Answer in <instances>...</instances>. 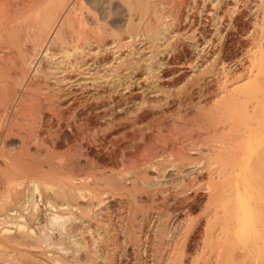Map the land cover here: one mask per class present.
<instances>
[{
  "label": "bare ground",
  "instance_id": "obj_1",
  "mask_svg": "<svg viewBox=\"0 0 264 264\" xmlns=\"http://www.w3.org/2000/svg\"><path fill=\"white\" fill-rule=\"evenodd\" d=\"M198 1L118 0L124 8L123 23L118 25L111 9L99 15L87 0H0V264H120L119 245L132 246L139 258L147 240L144 226H152L154 220L153 242L168 244L181 218L171 227L172 211L155 205L149 213L148 206L140 207L138 191L152 203L160 194V205L172 203L179 211L187 210L190 193L197 190L193 169L203 159L215 167L207 169L203 184L207 212L212 211L206 215V228L200 229L203 243L210 239V228H220L227 234L225 262L262 257L264 237L257 225L263 212L255 201L264 198V47L253 43L242 53L239 70L222 66V43L207 49L211 38L198 44L194 37L198 28L189 26L190 32L173 28L203 12ZM232 2L230 16H257L259 3L244 13L238 9L239 0ZM216 13L209 19L211 37L221 39V16ZM182 41L196 52L186 62L173 57ZM135 44L158 57L154 60L158 71L170 65L179 72L184 66L193 68L184 77L192 86L186 89L177 82L176 97L171 99L169 86L152 73V56L138 57L143 64L134 58L127 63L126 57L140 53ZM122 47L129 51L119 53ZM96 68L103 73L91 71ZM142 68L144 79H150L148 88L138 87L142 100L120 104L132 96V86L140 79L132 71ZM178 71L166 77L171 80ZM101 86L105 91H97ZM192 90L195 101L189 97ZM171 104H175L168 112L171 119H162L164 107ZM78 109H84L81 115L76 114ZM155 110H160L161 119L144 120L146 113L157 114ZM117 111L121 114L113 117ZM89 117L102 124L89 129ZM175 117L195 126L197 133L179 124L180 129ZM118 127L120 133L138 132L139 141L161 138L164 145L147 151L143 144H130L133 151L124 154L126 163L120 169L113 160L115 153L96 136L105 128ZM65 130L69 135L79 133V142L66 144ZM85 130L90 133L85 135ZM9 135L20 138L15 149L6 151ZM82 140L101 148L111 167L120 170L94 172L97 162ZM61 143L65 150L58 152ZM113 144L121 150L118 142ZM168 168L173 176H181H175L176 181L159 180L162 176L153 180L147 174L150 169L163 175ZM108 196L118 197L120 212L114 218L104 201Z\"/></svg>",
  "mask_w": 264,
  "mask_h": 264
},
{
  "label": "rangeland",
  "instance_id": "obj_2",
  "mask_svg": "<svg viewBox=\"0 0 264 264\" xmlns=\"http://www.w3.org/2000/svg\"><path fill=\"white\" fill-rule=\"evenodd\" d=\"M90 3V6L93 9L92 11L99 13V15H104L106 14V12L111 9L113 14L111 15L112 18L116 19V23L122 24L123 23V17H124V8L123 6L118 2V0H87ZM101 1V2H100ZM103 1V2H102ZM216 0H214L215 2ZM233 0H220L218 3V6H214L213 5V1H205L204 3L200 2V0L197 2V8H202L203 12L200 13L199 16L195 15L192 18V22H184L182 21L181 23L178 21L176 24L175 28L177 29H182L185 31H189L190 27H196L198 28L197 30H195L194 32V37L197 41L198 44H200L202 41L204 42V39H208L211 38L210 42L207 44L209 47H207V49H212L214 48V45H220L222 43L223 49L225 50L223 52V54L225 56H222V66H225L226 68L229 67L231 70H239L241 68V61L239 62L237 59H242L244 56L242 55V53H244L247 49L252 48V44L255 43L256 47L257 45L259 46H263L264 47V0H239V2L237 3L238 9L240 11H243L244 13L248 11V9L250 7H252L256 2L258 4V11H257V16L255 18L252 19V17H248V16H242V15H237V13H234L232 16L229 15V6L232 5ZM108 2V3H107ZM262 2V3H260ZM96 5H95V4ZM244 3V4H243ZM120 4V5H119ZM122 6V7H121ZM240 6V7H239ZM246 8V9H245ZM100 9V10H99ZM243 9V10H242ZM216 11L219 16H221L218 20V24H219V32H221L222 34V38L221 39H217V37H211V30H212V26L211 23L212 21H210V17H211V13ZM102 12V13H101ZM222 12V13H221ZM114 16V17H113ZM197 17V18H196ZM236 17V18H235ZM201 18V19H200ZM198 19V21H197ZM210 19V20H209ZM201 21V22H200ZM210 22V23H209ZM179 23V24H178ZM196 23V24H195ZM190 26V27H189ZM247 31H246V30ZM175 30V31H176ZM199 30V31H198ZM190 32V31H189ZM199 34V35H198ZM246 35V36H245ZM254 37V38H253ZM258 38V39H257ZM182 39V38H181ZM256 41V42H254ZM125 41H122V45L124 46ZM202 42V43H203ZM245 42V43H244ZM250 43V44H249ZM181 45L179 46L178 51H180L178 53V51H176L173 54L174 56H178L180 57L181 60L183 61H187L189 58H192L194 56V54L196 53L195 51L192 50V48L190 47V45H188V43L186 41H182L180 43ZM187 44V45H186ZM137 45V46H136ZM213 45V47H212ZM249 45V46H248ZM251 45V46H250ZM135 46L138 48V50L140 51V53L135 54V55H130L128 56L129 58L126 57V59L128 60L127 63L129 64V62L131 61L130 58L132 60H138L140 62V59L144 56V55H150L149 50L148 49H144V50H140L142 46H140L139 44H135ZM239 46V47H238ZM183 49H182V48ZM200 47V45H199ZM211 47V48H210ZM243 47V48H242ZM126 48V47H125ZM124 47H122L119 53L125 54L126 50L129 48H126L125 50ZM188 48V49H187ZM243 51V52H242ZM182 52V53H181ZM137 56V57H136ZM152 56V55H150ZM140 59H139V58ZM171 56H168V59ZM238 57V58H237ZM134 58V59H133ZM158 57H154L152 56V60L150 61V65L153 68L152 73L153 74H157L160 77H162L160 80H158L163 86L165 85L166 88H168L167 86H169V88L167 90H169V93H171V99H173V97H176V91H175V86L174 84H176L177 82H180L179 84L184 85V88L188 89L189 87L192 86V82L190 81H186L184 80L185 75L191 73V71L193 70V68L191 67H187L184 66L183 68H181L182 70H180L181 72L178 71L179 67H176L175 65H170L168 68L167 67H161L160 69H162L161 71H158V69H155L156 66V59ZM155 60V61H154ZM245 60V59H244ZM244 60H242V63L244 62ZM185 61V62H186ZM149 62V61H148ZM153 62V63H152ZM141 64H143V62H140ZM239 63V65H238ZM154 64V65H153ZM121 64H119L120 66ZM122 66V65H121ZM173 67V68H171ZM117 68V67H116ZM188 68V69H187ZM99 70V71H98ZM144 68L142 69H137L135 71H132V76L133 77H138V75L140 76L139 80H138V85H133L132 89H133V93L132 96L129 99H124L121 100L120 104H122L123 102L126 103L128 102V106H130L133 102H140L143 98L142 93L138 92V87H146L148 88L149 86V81L150 79H144ZM178 71L177 73H175L176 75H174L172 78L173 79H168L170 77V75L174 72V71ZM92 72H100L99 74L103 73V71L100 70V68H96L95 70H91ZM163 71V72H162ZM181 74V75H180ZM143 75V76H142ZM168 78H167V77ZM142 78V79H141ZM175 78V79H174ZM183 78V79H182ZM165 79V80H164ZM148 80V81H147ZM183 81V82H182ZM187 82V83H186ZM186 83V84H185ZM188 84V85H187ZM174 87V88H173ZM106 87H99L97 91L100 90V92L105 91ZM103 89V90H102ZM171 90V91H170ZM137 92V93H136ZM175 92V93H174ZM196 91L192 90L189 94L190 99L193 101L196 100V98L198 99L197 95H195ZM195 93V94H194ZM175 94V95H174ZM195 95V96H194ZM173 96V97H172ZM193 96V97H192ZM116 98V97H114ZM128 98V97H127ZM176 99V98H174ZM105 103V102H104ZM102 104V103H101ZM175 104H171L169 106L164 107V111L165 113L163 114L164 118H162V114H160V110H155L156 112H158L157 114H155L154 116H151V112L150 113H146V117H144V120H148L151 121V123H155L157 122L159 119H171V116L169 115V111L172 110L174 111L172 108H175L174 106ZM96 106V105H95ZM147 106V105H146ZM93 107V105H89L87 106V108ZM168 109V110H167ZM84 110V109H83ZM82 109H78L76 111L77 115H81V113L83 112ZM176 112V111H175ZM168 113V114H167ZM121 112L117 111V113H115L113 115V117H118V115H120ZM162 117H161V116ZM153 117V118H152ZM160 117V118H159ZM155 118V119H154ZM159 118V119H158ZM173 118V117H172ZM176 118V123L179 125H181V127H184L185 129H190L191 132H193L194 134L197 133L198 129L195 126H191L189 124H184V121L181 119H177ZM152 119L154 121H152ZM2 121H5V118H2ZM88 128H92L93 125L95 123H99L102 124L101 122H97L96 120H93L92 117H89L88 119ZM180 125L178 127H180ZM180 127V129H181ZM89 128V129H90ZM195 128V129H194ZM87 129V128H86ZM137 129L135 127L134 131ZM194 129V130H193ZM99 131V133L96 135L98 138H101L103 141L102 143L109 146L108 150H110L109 152L115 153V158L113 155V160L116 163L120 164H124L126 163V157L124 154H126L128 151L131 152L133 151V147H131V145L135 144V142L143 144L144 146V150L147 149V151H150L152 149H155L157 146H161L164 145L163 143V139L161 141V138L159 139H153V141L147 142L143 139H140L137 137L136 134H138V132L135 135H131V132L129 131L127 134L126 132H121V127L115 128V130L113 129H108L105 128L104 129V133L103 131L101 132ZM108 132V133H106ZM65 133L67 134L66 136L67 142L69 143V145L75 144L77 141L79 142L80 140V136L78 137V135H80L77 132H74L72 135L68 134V131L65 130ZM85 135L89 134L90 131L85 130ZM115 133V134H114ZM118 133V134H117ZM78 134V135H77ZM117 134V136H116ZM106 135V136H105ZM108 135V136H107ZM115 135V137H114ZM120 137H119V136ZM71 136V137H70ZM74 136V137H73ZM76 136V137H75ZM110 136V137H109ZM113 136V137H112ZM135 136V137H134ZM8 137V138H7ZM5 138L4 141V147L6 151H10V149H15V147L18 144V139L20 138V135H9ZM138 138V139H137ZM108 139V140H106ZM117 139V140H116ZM120 139V140H119ZM1 140V137H0ZM70 140V141H69ZM73 140V141H71ZM106 140V142H105ZM123 140V141H122ZM160 140V143L159 141ZM111 141V142H110ZM113 141V142H112ZM133 141V142H132ZM114 142H118V145H120L121 150L117 151V149L115 148V145L113 144ZM127 142V143H126ZM142 142V143H141ZM156 142V143H154ZM83 143L86 151L88 152V155L90 157H94V159L96 160L97 164V168L94 169L93 171L96 172H100V171H109V170H113V171H117L122 169V166L118 168L120 169H116L111 166L112 163H110L108 161V159L106 158L107 156H105L104 151L101 148H97L94 147L93 145H90L91 143L87 142V140H82L81 144ZM111 145H109V144ZM122 143V144H121ZM71 144V145H72ZM127 144V145H126ZM131 144V145H130ZM6 145V146H5ZM90 145V146H89ZM152 145V146H151ZM93 146V147H92ZM147 146V147H146ZM149 146V147H148ZM60 147V148H59ZM65 144H59L56 147V150L58 152H62L65 150ZM155 147V148H154ZM97 148V149H96ZM115 149V150H114ZM32 150V149H31ZM125 151V152H124ZM102 152V153H101ZM122 156V157H121ZM119 160V161H118ZM82 161L81 159L78 160V162ZM205 161V159H203L202 161L200 160V163L197 164V166L193 169V171H195V174L193 176V178L195 179V183H197V192L195 191V193H190V199L187 200V204H188V209H184V210H177L176 206L177 204H164L162 203V205H160L159 203L161 202V196L160 194L154 196L153 201L154 203L151 202V199L149 197H145L144 193H142L141 191H138V194L141 198V200L143 202L140 203V207L143 208V206L145 205L146 211H149V213L154 212V210H156V208L158 207L159 209H168L171 213L169 214V219H170V223H171V227H173V223L174 222H178L180 221V226H178L179 228L177 229V234L176 236L168 243V244H163V245H157L156 243L153 242V230H154V224L152 221V226H148L147 224L144 226V231L147 233L146 235V242L144 243L145 245L142 246V250L140 251V256L139 258H135L134 253H133V247L130 245H119L118 250L116 255L119 256V258H121L120 264H135L136 262L138 264H264V238L263 241L260 242L261 244V248L263 249V253H262V257L261 258H253V257H248V256H243L239 259L235 258L232 261L229 262H225V253L226 251H228L227 248H224V239L226 238L225 231H223V229H218V228H210V239H208L207 241H205V243H203L202 239L200 238V231L204 228H206V223H205V218L206 215L209 213L211 214V212H207L208 207L206 208V202L207 201V196H206V192L205 190H203L204 188V182H205V175H206V171L207 169H209L211 166V163L209 164V162ZM80 163H83L80 162ZM114 164V163H113ZM105 165V166H104ZM204 165V166H203ZM208 166V167H207ZM213 166V165H212ZM99 167V168H98ZM102 167V168H101ZM101 168V169H100ZM110 168V169H109ZM199 168V170H197ZM211 168H215V167H211ZM116 169V170H115ZM191 169V168H189ZM202 169V170H200ZM149 171L147 172L148 176H150V178H154L155 179H159V180H166L167 178H171L170 180H174L176 181L179 177L180 174H178V177L173 176L175 174L174 171H172L171 168L166 169V171L163 173H158L154 172L150 169H148ZM198 171V172H197ZM199 172H201L199 174ZM151 174V175H150ZM153 174V175H152ZM158 176V178L156 177V175ZM155 175V176H154ZM160 175V177H159ZM166 175V176H165ZM168 175V176H167ZM199 175V176H198ZM172 176V177H171ZM181 176V175H180ZM174 177V178H173ZM151 178V179H152ZM181 179V178H180ZM177 185V184H176ZM179 185V182H178ZM172 186V187H171ZM170 189L172 191H174L175 189V185H171ZM174 189V190H173ZM171 191V192H172ZM142 195V196H141ZM144 197V198H143ZM156 197V198H155ZM115 198V199H114ZM159 198V199H158ZM117 196H114L113 198L111 196H108V198H105V202L109 205V207H111V212L112 217L114 218L117 214V212H120V208L119 205L117 204ZM146 200V201H145ZM157 200V201H156ZM194 200V201H193ZM204 200V201H203ZM263 201H255L257 204V208L258 210H260L261 212H263L261 214L260 220L262 221L261 223H259V225H257L258 229L261 230L262 235L264 237V198L262 199ZM147 202L146 203H144ZM150 201V202H148ZM194 202V203H193ZM196 202V203H195ZM144 203V204H143ZM151 203V204H150ZM143 205V206H142ZM155 205L157 207H155ZM173 205V206H172ZM205 207H203V206ZM151 206V208H150ZM160 206V207H159ZM163 206V207H162ZM144 207V208H145ZM155 207V208H154ZM168 207V208H167ZM203 207V208H202ZM150 208V209H149ZM176 210V211H175ZM116 213V214H115ZM187 213V214H186ZM183 214V215H182ZM176 215V216H175ZM210 216V215H209ZM185 217V218H184ZM188 217V218H187ZM183 218V219H182ZM194 218V219H193ZM177 219V220H176ZM197 219V220H196ZM153 220V219H152ZM184 221V222H183ZM194 221V222H193ZM184 224V225H183ZM194 226V228H193ZM196 226V227H195ZM150 228V229H149ZM201 229V230H200ZM217 230V231H216ZM220 230V231H219ZM153 231V232H152ZM181 231V232H180ZM216 231V232H215ZM222 231V232H221ZM186 232V233H185ZM221 232V233H220ZM224 232V233H223ZM220 233V234H219ZM180 234V235H179ZM213 235V236H212ZM219 235V236H218ZM118 238H121V234L119 233ZM153 237V238H152ZM215 239H214V238ZM217 237V238H216ZM176 240V241H175ZM198 240V241H197ZM149 241V242H148ZM201 242V243H200ZM149 243V244H148ZM157 245V247L155 246ZM198 245V246H197ZM212 245V246H211ZM214 245V248H213ZM145 246V247H144ZM155 246V247H154ZM168 246V247H167ZM203 246V247H202ZM144 247V248H143ZM161 248V249H160ZM209 248V249H208ZM212 248V249H211ZM218 248V249H217ZM124 250V251H123ZM156 250V251H155ZM160 250V251H159ZM162 250V251H161ZM144 252V253H143ZM156 252V254L154 253ZM223 253V254H222ZM214 254V255H212ZM216 254V255H215ZM223 255V256H222ZM171 256V257H170ZM205 256V257H204ZM217 256V257H216ZM222 257V258H221ZM247 257V259H246ZM157 258V259H156ZM215 258V259H214ZM117 259V258H116ZM155 259V260H154ZM211 259V260H210ZM242 259V260H241ZM254 259V260H253ZM256 259V260H255ZM137 260V261H136ZM139 260V262H138ZM158 260V262H157ZM179 260V261H178ZM206 260V261H205ZM119 261H115V262H119ZM215 261V262H214ZM238 261V262H237ZM247 261V262H246ZM237 262V263H236Z\"/></svg>",
  "mask_w": 264,
  "mask_h": 264
}]
</instances>
